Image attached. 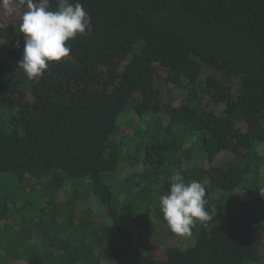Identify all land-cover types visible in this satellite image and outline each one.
I'll return each instance as SVG.
<instances>
[{"label":"trees","instance_id":"trees-1","mask_svg":"<svg viewBox=\"0 0 264 264\" xmlns=\"http://www.w3.org/2000/svg\"><path fill=\"white\" fill-rule=\"evenodd\" d=\"M71 2L91 32L31 80L0 13V264H264V0ZM174 175L213 220L156 258Z\"/></svg>","mask_w":264,"mask_h":264},{"label":"clouds","instance_id":"clouds-1","mask_svg":"<svg viewBox=\"0 0 264 264\" xmlns=\"http://www.w3.org/2000/svg\"><path fill=\"white\" fill-rule=\"evenodd\" d=\"M18 12L24 47L17 63L30 80L42 75L50 62L62 61L70 55L71 45L67 41L91 32L89 14L79 2L57 0L55 10H51L50 0H0V13L12 16ZM260 193L264 196V189ZM205 196L206 189L200 181L185 182L180 175L171 177L167 194L159 198L170 232L190 237L198 222L206 225L213 220L206 210Z\"/></svg>","mask_w":264,"mask_h":264},{"label":"rangeland","instance_id":"rangeland-1","mask_svg":"<svg viewBox=\"0 0 264 264\" xmlns=\"http://www.w3.org/2000/svg\"><path fill=\"white\" fill-rule=\"evenodd\" d=\"M20 15H21V13H19V12L16 13L15 15H12V16L1 14L2 25H9L11 22H13L17 18H19ZM5 42L8 43V40L7 41L5 40ZM3 43H4V40L2 41V44ZM129 108H130V106H128V109ZM210 108L215 109V106L213 104H211ZM124 112H125V114L122 115L123 118L121 117L122 118V124L125 125L124 130H129V129H131L130 125L132 124V117L129 116V112H126V110ZM122 131L123 130H121V132ZM231 157H232V155L230 153H227V152H223L220 155V159H223V161H227ZM130 170L131 169L129 167L122 168L119 172H117L114 175V182H117L121 177H124V175H126ZM262 174L264 175V171H262ZM163 231H170V230L166 226L165 229H163ZM157 234L158 233L153 232L151 236H148L147 234H144L143 236H136L135 240L137 243L142 245L147 251H149L154 257L165 258L166 257V251H167L166 245L172 244L173 242H174V244H177L180 241V239H179L180 237H178L174 234V236H172L171 239H168L164 235H163V237H161L160 235H157ZM184 246H186V245L184 244Z\"/></svg>","mask_w":264,"mask_h":264}]
</instances>
